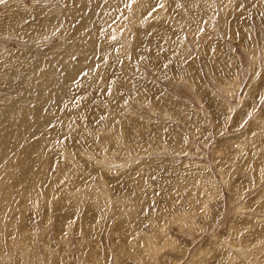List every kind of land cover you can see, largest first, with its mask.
I'll return each instance as SVG.
<instances>
[{"label": "rangeland", "instance_id": "374dc122", "mask_svg": "<svg viewBox=\"0 0 264 264\" xmlns=\"http://www.w3.org/2000/svg\"><path fill=\"white\" fill-rule=\"evenodd\" d=\"M0 264H264V0H0Z\"/></svg>", "mask_w": 264, "mask_h": 264}, {"label": "bare ground", "instance_id": "6f19581e", "mask_svg": "<svg viewBox=\"0 0 264 264\" xmlns=\"http://www.w3.org/2000/svg\"><path fill=\"white\" fill-rule=\"evenodd\" d=\"M73 38V37H72ZM49 50V49H48ZM58 54V53H57ZM41 59V58H40ZM66 64V63H65ZM64 63H63V65H65ZM67 67V66H66ZM70 69V68H69ZM49 72V71H48ZM47 73V72H46ZM22 74V73H21ZM65 74V73H64ZM69 74H71V73H69ZM75 74V73H74ZM70 76V75H69ZM68 77V76H67ZM66 77V78H67ZM71 77H73V76H71ZM69 78V77H68ZM74 78V77H73ZM75 79V78H74ZM73 79V80H74ZM64 81V80H63ZM71 81H72V79H71ZM75 81V80H74ZM13 84V83H12ZM51 84V83H50ZM48 85V84H47ZM64 86V85H63ZM17 87V86H16ZM68 87V86H67ZM57 93H58V91H57ZM61 94H62V92H61ZM63 96V95H62ZM7 111V110H6ZM5 128V127H4ZM42 129V128H41ZM44 130V129H43ZM34 150V149H33Z\"/></svg>", "mask_w": 264, "mask_h": 264}]
</instances>
